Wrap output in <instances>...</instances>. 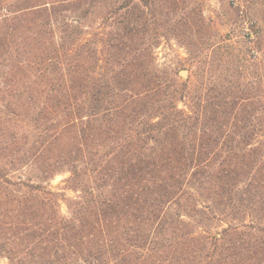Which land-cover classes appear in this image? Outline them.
Here are the masks:
<instances>
[{
    "label": "trees",
    "instance_id": "obj_1",
    "mask_svg": "<svg viewBox=\"0 0 264 264\" xmlns=\"http://www.w3.org/2000/svg\"><path fill=\"white\" fill-rule=\"evenodd\" d=\"M26 3L11 164L33 158L39 181L70 173L75 195L57 193L51 216L39 186L10 182L0 162V198L17 210L0 203V232L22 247L11 263L264 264V0H249V61L237 66L249 90L232 78V34L189 47L193 80L180 83L159 73L160 34L144 33L136 0Z\"/></svg>",
    "mask_w": 264,
    "mask_h": 264
},
{
    "label": "rangeland",
    "instance_id": "obj_2",
    "mask_svg": "<svg viewBox=\"0 0 264 264\" xmlns=\"http://www.w3.org/2000/svg\"><path fill=\"white\" fill-rule=\"evenodd\" d=\"M26 1L0 0V145L2 147L0 152L3 153L0 155V162L3 164V172H6L10 182L18 183L22 180L38 185L37 195L43 202H49L51 206V209L43 211L54 216V211L58 207L57 193L67 191L69 197L75 195L71 190L64 189L70 173L51 172L50 179L39 181L43 176L42 170L45 171V167L41 170V163L36 164L37 162H34L31 164L33 158L30 159L29 164H26L24 159L13 161L14 163L11 164L13 157L9 151V147L12 146L10 134L14 128L8 121H12L15 113L20 114L21 118L24 116V84L26 79L24 36L28 27L26 22L28 21L27 11L24 9L25 4H27ZM136 2L139 4L141 13L144 12L143 21H148L146 28L149 30L144 33L146 35L160 34L155 63L161 75H163V71L167 72L168 69H171L178 82L193 80V68L188 48L208 49L219 42L220 38L221 41H225L232 34V44H234L233 49L235 51L232 66L236 68L232 78L238 82H246L245 85L249 90V66L247 67L248 73L237 70L240 62L244 64L243 59L249 61V37L247 36L249 33V0H152L154 2L152 7L145 6V1L142 0H136ZM172 7L175 10L169 13ZM184 72H186L185 75H183ZM183 106L182 103L179 104L180 108ZM21 136L22 134L19 133V139ZM21 141L22 139L19 140V143ZM24 150H26L25 147ZM54 153L55 150L51 152V157ZM22 154L24 155V151L18 156L23 157ZM15 189H17L15 186L4 184L2 191L8 193V191L12 192ZM21 191L28 192L27 189H21ZM16 196L23 197L21 192H15L13 198H17ZM0 203L7 210V213L10 211V214H13L16 204H13L6 197L0 198ZM60 208L64 214L67 213L65 203L62 202ZM14 212L16 213L17 210ZM11 220L7 217L4 218L6 223ZM255 221V218L249 216V224ZM217 231H221V229ZM11 237L12 229L6 226L5 230L0 232V264H12L8 258V252H15L16 248L22 249V247L14 245V242L11 243ZM252 238L249 236V240L255 242ZM1 246H4L3 250ZM252 252H249V255Z\"/></svg>",
    "mask_w": 264,
    "mask_h": 264
},
{
    "label": "water",
    "instance_id": "obj_3",
    "mask_svg": "<svg viewBox=\"0 0 264 264\" xmlns=\"http://www.w3.org/2000/svg\"><path fill=\"white\" fill-rule=\"evenodd\" d=\"M185 74H186V72L183 73V75H185Z\"/></svg>",
    "mask_w": 264,
    "mask_h": 264
}]
</instances>
